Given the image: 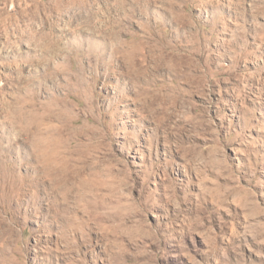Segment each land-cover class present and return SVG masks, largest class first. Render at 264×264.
<instances>
[{
    "label": "rangeland",
    "instance_id": "374dc122",
    "mask_svg": "<svg viewBox=\"0 0 264 264\" xmlns=\"http://www.w3.org/2000/svg\"><path fill=\"white\" fill-rule=\"evenodd\" d=\"M0 264H264V0H0Z\"/></svg>",
    "mask_w": 264,
    "mask_h": 264
}]
</instances>
